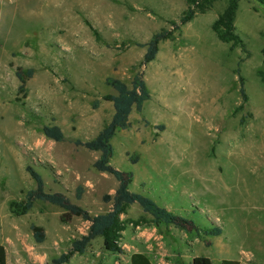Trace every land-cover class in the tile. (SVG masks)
<instances>
[{
  "label": "rangeland",
  "instance_id": "374dc122",
  "mask_svg": "<svg viewBox=\"0 0 264 264\" xmlns=\"http://www.w3.org/2000/svg\"><path fill=\"white\" fill-rule=\"evenodd\" d=\"M231 0H198L194 17L179 29L170 22L187 0H0V242L7 264H52L90 223L36 201L16 217L9 211L35 188L27 167L47 192H60L91 216L105 214L117 181L96 172L98 152L75 146L105 127L116 95L108 78L128 86L141 75L150 94L130 127L111 140L110 164L132 174L130 191L192 220L199 230L154 223L137 205L121 215V254L105 251L102 239L66 264H130L133 253L152 264H212L234 260L264 264V10L239 0L234 27L246 45L230 49L213 24ZM169 30L155 59L141 66V45ZM32 69L19 91L17 74ZM240 77L242 82L240 83ZM247 101L242 103L240 87ZM56 125L65 141L46 138ZM80 194V196H79ZM32 227L44 241L36 242Z\"/></svg>",
  "mask_w": 264,
  "mask_h": 264
},
{
  "label": "trees",
  "instance_id": "16d2710c",
  "mask_svg": "<svg viewBox=\"0 0 264 264\" xmlns=\"http://www.w3.org/2000/svg\"><path fill=\"white\" fill-rule=\"evenodd\" d=\"M239 0H231L225 11L217 18L213 24V31L217 38L230 45L232 50L234 47L240 46L242 51L246 53V45L239 33L235 31L234 19ZM264 10V0H253ZM198 0H187L188 7L179 18V22H170L174 29H179L182 25L188 23L195 15L193 6ZM169 30H163L152 35L149 41L141 47L145 48V53L140 62V65H146L152 62L159 49V44L169 38ZM246 55H248L246 53ZM264 57V51H263ZM34 71L32 69L22 70L17 76L21 82L19 91H23V85L26 80L31 78ZM242 78L240 77V83ZM116 95H106L103 100L109 101L113 106V115L109 123L103 127L98 134L90 140L82 141L80 139L72 140L75 146L83 147L91 152H98L99 156L92 164V168L99 173L112 175L117 181L115 193L110 196H104V201L110 203V210L105 214L91 216L90 213L79 205L72 203L69 198L60 192H47L44 188V183L41 176L31 167H27V171L35 182V188L25 193L20 201H12L9 204V211L16 217H21L27 214L36 201L48 203L61 208L64 213L61 216L63 222H68L74 217L81 218L90 223L86 234L74 239L70 243V247L62 253L58 258L52 260V264H65L76 253L83 254L91 241L99 237L102 239L103 248L105 251L121 254L124 252L120 244L121 233L124 230V222L121 220V215L125 214L127 208L133 204H137L144 213L150 215L156 224H164L174 226L186 232L195 231L206 236H219L222 230L218 226H213L210 229L199 230L196 224L187 218L176 215L166 208L159 206L150 198L138 195L130 191L132 182V174L117 170L110 164L113 149L111 140L116 131L126 130L130 127L129 116L133 109L140 112L143 104L149 100L150 94L147 86L141 75L136 74L130 81L128 86L126 83L113 78L106 80ZM242 103L247 101L244 89L240 87ZM43 134L46 138L55 142L65 141V136L61 129L56 125L44 126ZM80 196V194H79ZM33 236L36 242L44 241V232L40 227H32ZM0 264H7V256L5 248L0 245ZM130 264H152L150 260L141 253H133L130 257ZM191 264H212L210 258L205 256H195ZM222 264H240L234 260H223Z\"/></svg>",
  "mask_w": 264,
  "mask_h": 264
},
{
  "label": "crops",
  "instance_id": "0c3cea01",
  "mask_svg": "<svg viewBox=\"0 0 264 264\" xmlns=\"http://www.w3.org/2000/svg\"><path fill=\"white\" fill-rule=\"evenodd\" d=\"M0 245H2L4 248H5V250H6V247L4 246V244H2L1 242H0ZM132 255V254H131ZM6 256H7V250H6ZM195 256H198V255H195ZM195 256H193V258L195 257ZM131 257V256H130ZM192 258V259H193ZM69 262V261H68ZM191 262H192V260H191ZM7 263H8V257H7ZM66 264V263H65ZM191 264V263H190Z\"/></svg>",
  "mask_w": 264,
  "mask_h": 264
}]
</instances>
